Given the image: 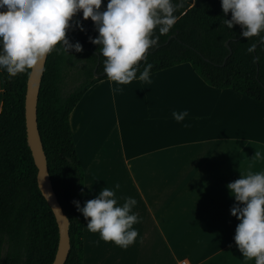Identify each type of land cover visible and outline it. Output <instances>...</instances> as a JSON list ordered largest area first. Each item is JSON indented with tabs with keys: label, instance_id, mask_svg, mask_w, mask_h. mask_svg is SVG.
Masks as SVG:
<instances>
[{
	"label": "crops",
	"instance_id": "obj_1",
	"mask_svg": "<svg viewBox=\"0 0 264 264\" xmlns=\"http://www.w3.org/2000/svg\"><path fill=\"white\" fill-rule=\"evenodd\" d=\"M150 76L101 80L70 115L85 201L108 186L119 204L134 197L140 217L127 249L90 232L84 217L85 264H255L234 240L238 202L227 184L264 171V105L211 87L190 63ZM3 92L0 71V112Z\"/></svg>",
	"mask_w": 264,
	"mask_h": 264
},
{
	"label": "trees",
	"instance_id": "obj_2",
	"mask_svg": "<svg viewBox=\"0 0 264 264\" xmlns=\"http://www.w3.org/2000/svg\"><path fill=\"white\" fill-rule=\"evenodd\" d=\"M178 19L169 33L159 35L158 46L146 60L151 74L190 63L211 87L232 89L264 105V42L258 36L240 35L239 24L229 29L221 0H177ZM108 0H103L102 9ZM84 28L81 31L75 22ZM67 32L70 42L79 41L82 52L71 49L49 53L38 102V125L48 159L51 181L64 213L70 220L71 250L65 264H85L84 216L73 201L85 203V171L77 153L70 115L85 93L108 79L99 45L90 42L98 30L82 11ZM260 35H264L262 32ZM257 42L253 53L247 48ZM60 48V46H57ZM4 78L0 112V264H53L59 244L54 212L38 183V167L28 143L26 125L27 83L31 70ZM139 75V72L137 73ZM71 78L72 84H67ZM136 80V79H135Z\"/></svg>",
	"mask_w": 264,
	"mask_h": 264
},
{
	"label": "clouds",
	"instance_id": "obj_3",
	"mask_svg": "<svg viewBox=\"0 0 264 264\" xmlns=\"http://www.w3.org/2000/svg\"><path fill=\"white\" fill-rule=\"evenodd\" d=\"M102 4L103 0H0V70L15 77L43 64L53 50L66 54L71 49L82 52L79 41L72 43L67 38L73 27L70 22L82 11L83 18H90L99 32L89 40L100 46L98 51L104 57L107 78L119 84L135 79L150 83L153 64L145 63L140 71L139 62L146 60L149 50L158 46L159 35H154V30L163 35L175 25L178 19L175 12L182 3L108 0L101 10ZM221 6L225 14H232L223 24L229 29L239 24L240 35L258 36L264 42V35H260L264 32V0H221ZM75 24L84 31L78 20ZM256 47L257 42L253 41L247 51L253 53ZM172 116L178 122L184 121L188 111H173ZM256 158H262L259 151L253 159ZM119 187L117 183L115 188ZM227 188L238 202L230 209L240 221L234 240L245 260L254 258L255 264H264V171L241 174ZM73 203L87 220L88 230L98 232L102 240L125 249L136 242L139 233L133 225L140 217L132 211L137 204L134 197H126L119 204L115 190L107 186L83 206L79 201Z\"/></svg>",
	"mask_w": 264,
	"mask_h": 264
},
{
	"label": "water",
	"instance_id": "obj_4",
	"mask_svg": "<svg viewBox=\"0 0 264 264\" xmlns=\"http://www.w3.org/2000/svg\"><path fill=\"white\" fill-rule=\"evenodd\" d=\"M49 55V54H48ZM48 56L43 64L31 69L26 94V125L28 143L38 167L39 187L51 206L59 227V244L53 264H65L70 250V220L64 213L51 181L48 159L38 125V102Z\"/></svg>",
	"mask_w": 264,
	"mask_h": 264
},
{
	"label": "rangeland",
	"instance_id": "obj_5",
	"mask_svg": "<svg viewBox=\"0 0 264 264\" xmlns=\"http://www.w3.org/2000/svg\"><path fill=\"white\" fill-rule=\"evenodd\" d=\"M69 83V85H71L73 82L71 80V78H67V84Z\"/></svg>",
	"mask_w": 264,
	"mask_h": 264
},
{
	"label": "built area",
	"instance_id": "obj_6",
	"mask_svg": "<svg viewBox=\"0 0 264 264\" xmlns=\"http://www.w3.org/2000/svg\"><path fill=\"white\" fill-rule=\"evenodd\" d=\"M183 264H187L186 262H183Z\"/></svg>",
	"mask_w": 264,
	"mask_h": 264
}]
</instances>
